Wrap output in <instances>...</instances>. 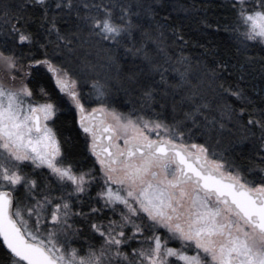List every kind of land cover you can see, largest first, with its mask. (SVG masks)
I'll use <instances>...</instances> for the list:
<instances>
[{
  "label": "snow or ice",
  "instance_id": "1",
  "mask_svg": "<svg viewBox=\"0 0 264 264\" xmlns=\"http://www.w3.org/2000/svg\"><path fill=\"white\" fill-rule=\"evenodd\" d=\"M220 7L232 46L193 59L174 0H0V264H264V166L229 154L258 141L264 165V0ZM120 90L139 108L112 107ZM168 97L171 119L153 111ZM64 111L87 171L58 135Z\"/></svg>",
  "mask_w": 264,
  "mask_h": 264
},
{
  "label": "trees",
  "instance_id": "2",
  "mask_svg": "<svg viewBox=\"0 0 264 264\" xmlns=\"http://www.w3.org/2000/svg\"><path fill=\"white\" fill-rule=\"evenodd\" d=\"M174 2L182 3L186 8V11L172 13L173 19L178 22L185 39L189 40L190 42L189 46L184 48V55L190 56L193 59L199 57L203 49L198 46H193L197 45L198 43L212 47L218 46L221 49L230 48L232 46L233 41L228 33H225L223 31H215L217 22H219L220 24H223L225 22L226 13L225 10L220 7V5L225 3L226 0H174ZM35 16H39V12L34 13V17ZM227 18L230 19V17ZM205 24H210L212 25V27H205ZM30 28L32 31H39L43 33V29L39 28V20H36L35 23L30 26ZM41 39H43V36H41ZM173 47L179 54V42L173 45ZM33 51L37 50L33 49ZM254 51L259 54V49H255ZM25 52H27V49ZM113 52H116V49H113ZM37 55H39L38 51ZM118 58L120 64L123 65L122 72L126 73L130 70H136L131 57H125L122 49L119 51ZM136 63H139V61H136ZM104 71V69L101 70V72ZM111 75L115 76V71H113ZM156 79L159 80V77H156ZM31 86L37 90L38 87H44L48 88L49 91H51L54 87V82L49 81L47 76H38ZM119 92L123 93V96L125 95L123 101H126L129 104L128 107L134 106L135 108H139L138 95L136 93H133L131 91L125 93V91L123 90H120ZM36 98L41 99V97L39 96H37ZM166 103L169 105L168 110L159 108V105L157 104L156 106H154L153 111L164 112L165 115L169 119H171V97L166 98ZM123 108H127V106ZM121 110H123L122 107ZM72 119V114L64 111L59 114V119L57 120L55 127L61 139H63L64 137L71 138V159L73 160L76 167L83 171H87L90 167H92L95 159L93 156H91L90 152L86 150L84 137L82 134H78V125H70ZM257 144L258 141L245 142L243 144L237 143L229 154L232 158L235 159L237 164H240L244 167H248L250 164L264 166L260 165V160L257 154ZM96 167L98 168V165H96ZM82 239L85 238L82 237Z\"/></svg>",
  "mask_w": 264,
  "mask_h": 264
},
{
  "label": "rangeland",
  "instance_id": "3",
  "mask_svg": "<svg viewBox=\"0 0 264 264\" xmlns=\"http://www.w3.org/2000/svg\"><path fill=\"white\" fill-rule=\"evenodd\" d=\"M27 48L24 49V51H26ZM106 72V70L104 72H101V75H104ZM81 88L84 90V92L86 93L89 89V85H85V84H81L80 85ZM125 98V95L123 96V93L119 92V91H114L112 96L109 98V103L111 104L112 107L116 108L118 111L120 112H124L125 114H127L128 112H131L135 107L134 106H129V104L126 102V101H123ZM124 104V105H123ZM123 105V106H122ZM92 107H96L97 105L95 103H93L91 105ZM127 106V108H123ZM121 107L123 110H121ZM192 142H202V138L197 136V137H194ZM95 159V157H94ZM99 167V166H98ZM46 171V170H45ZM96 191H97V186L94 185L93 188H92V191H91V196L92 197H95L96 195ZM84 200H85V204L83 205V209L84 211H88V205L89 204H94L95 201L94 200H90L87 196L84 197ZM96 206H99L98 204ZM77 207H80L79 205H77ZM111 216V213L110 212H105L104 213V217H99V219H104V222L106 223V219L105 217H110ZM90 243H97V241L95 240H92V241H89ZM83 245L85 248L87 247L86 244H84V239L81 238V240L78 242V244L76 246H81Z\"/></svg>",
  "mask_w": 264,
  "mask_h": 264
}]
</instances>
